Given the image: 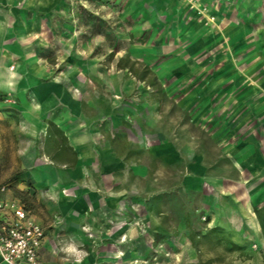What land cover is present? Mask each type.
<instances>
[{
  "label": "rangeland",
  "instance_id": "obj_1",
  "mask_svg": "<svg viewBox=\"0 0 264 264\" xmlns=\"http://www.w3.org/2000/svg\"><path fill=\"white\" fill-rule=\"evenodd\" d=\"M0 33L16 73L0 89V182L59 257L264 264V0H0ZM29 52L70 106L44 135L29 131ZM75 130L84 176L36 184L40 165L76 166Z\"/></svg>",
  "mask_w": 264,
  "mask_h": 264
},
{
  "label": "crops",
  "instance_id": "obj_2",
  "mask_svg": "<svg viewBox=\"0 0 264 264\" xmlns=\"http://www.w3.org/2000/svg\"><path fill=\"white\" fill-rule=\"evenodd\" d=\"M6 34L0 33V89H13L15 88L14 85V77H16V73L12 71H8L5 66V57H6V48L8 46H4L3 42L11 41L12 38H9L5 40ZM13 57L15 56H21V50L14 51L12 54ZM26 57H28L29 67L30 70L33 71L34 76L32 75L29 77V87L31 94L35 97L37 100L36 105V111L37 113L35 116L31 119H28L29 122H31V128H30V135H34L38 133H46L47 129V123L44 121L43 117H46L47 114H51V110L54 107H61V108H67V111H69V103L66 102V98H64L63 91L60 85L56 84L52 81H37V78L39 79L40 75L43 73L41 71V67L36 63L34 60V54L29 52L26 54ZM38 76V77H37ZM19 97V94H18ZM73 114H76V110L78 109L77 104H73ZM62 116V115H61ZM66 116H69V114H66ZM26 121H28L25 116L23 117ZM47 120L52 121L53 119H49L46 117ZM75 134H69L65 133L64 136L71 139L73 149L72 151L76 153V159L77 164L75 167H49V166H38L40 171L31 172V177L33 181H35L36 184H46L50 186V191L54 189V185L57 184H72L73 182H76L77 179L84 176L85 169L84 164L82 161H84L86 156V149H85V141L86 136L84 133H80V130H75ZM71 136V137H70ZM70 144L64 143L62 144V147H68ZM41 164V163H40ZM81 164V165H80ZM59 203L61 208L65 210V207H67L66 198L65 196L59 194ZM79 205V204H78ZM71 206V204H69ZM67 209V208H66ZM34 217V216H33ZM42 226L43 223L40 219L37 217H34ZM58 221V220H57ZM57 224H55L56 226ZM54 226L53 224L51 225ZM44 228V226H43ZM0 264H6L3 261L0 260ZM19 264H25V263H19ZM38 264H69L65 261V258L59 257L57 248L53 242H50L46 238V232L44 228V238L41 242V246L38 251Z\"/></svg>",
  "mask_w": 264,
  "mask_h": 264
},
{
  "label": "built area",
  "instance_id": "obj_3",
  "mask_svg": "<svg viewBox=\"0 0 264 264\" xmlns=\"http://www.w3.org/2000/svg\"><path fill=\"white\" fill-rule=\"evenodd\" d=\"M43 226L0 182V260L6 264H38Z\"/></svg>",
  "mask_w": 264,
  "mask_h": 264
}]
</instances>
